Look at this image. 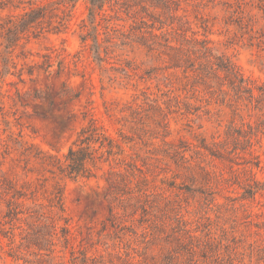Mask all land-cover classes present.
Masks as SVG:
<instances>
[{
	"label": "rangeland",
	"instance_id": "1",
	"mask_svg": "<svg viewBox=\"0 0 264 264\" xmlns=\"http://www.w3.org/2000/svg\"><path fill=\"white\" fill-rule=\"evenodd\" d=\"M22 1L0 16L35 6ZM30 1H54L53 24L9 49L17 66L0 75V176L36 191L24 207L39 217L14 241L0 235V264H264V101L236 105L216 64L222 56L262 91L264 0H106L93 14L88 0ZM192 30L209 50L186 62ZM92 118L142 168L131 184L147 186L146 212L143 201L114 200L131 193L110 163L70 178L39 158L64 159Z\"/></svg>",
	"mask_w": 264,
	"mask_h": 264
},
{
	"label": "trees",
	"instance_id": "2",
	"mask_svg": "<svg viewBox=\"0 0 264 264\" xmlns=\"http://www.w3.org/2000/svg\"><path fill=\"white\" fill-rule=\"evenodd\" d=\"M66 0H57L55 2H65ZM90 3V10L93 14L95 9H102L106 0H88ZM137 1H148V0H137ZM22 0L15 2L14 0H0V9L13 5L18 7ZM30 6L28 10L25 9L17 15L6 17L0 16V48L3 47L5 54L0 50V75H4L10 71L11 64L17 66L9 57V49L19 44L21 38L28 33L30 30L36 34L41 33L46 25L50 26L53 24L54 17V1L50 4L53 5H40L32 1H28ZM37 4V5H36ZM115 5H129L127 1H116ZM145 9V5L142 6ZM109 19L112 17L111 14H106L104 18ZM36 30V32L34 31ZM193 35L189 36L187 33L183 35V47L181 50L185 57L186 62H190L192 56H198L201 51L207 52L209 47L206 45L207 39L199 38L196 36L197 32L192 30ZM154 39L157 34H153ZM154 41V40H152ZM98 42L93 44L94 57L99 59L98 53ZM154 43V42H151ZM202 45V47H201ZM218 61L216 64L218 68L222 69L226 73V77L230 80V84L236 89L235 103L240 105L241 100H247L246 106L252 104L256 109L260 107L264 101V87L262 91L256 93L253 88L248 85H243L244 79L240 76L238 71L235 70L234 66H229L222 56L217 57ZM23 74V67L19 68V75ZM188 76V75H186ZM204 82H208V77H201ZM195 81L197 78H194ZM249 101V103H248ZM152 106V104H149ZM139 107L145 108L144 104H139ZM262 123V124H261ZM261 126H264V120L260 122ZM251 128L253 125L250 124ZM174 150L169 153H173L174 159L177 164L182 165L188 158L185 156L182 150L173 148ZM124 148L119 139L111 136L107 133L104 128L96 122V119H90L89 123L85 125L80 131L78 137L73 141L65 154L64 159L57 157L53 154L40 156L44 160V163L48 165V170L51 173L62 175L70 178L91 177L95 175V169L99 167L100 162H108L111 168L108 173L115 177L118 184L123 182L125 187L130 190V196L128 198H122L121 195L116 193L114 196L115 201H119L120 205L125 208L126 202L131 200L143 201L142 208L146 212V204L149 200V194L147 192V186L138 188L135 190L133 179L137 178L140 173H143L142 168L139 167L136 160L132 156L123 155ZM122 166L123 169H116L117 166ZM140 172V173H139ZM143 180H147V176H141ZM35 190L32 188H18L10 179L0 176V235L3 234L10 239L15 238V228H21L25 231L23 223H27L28 217H39V214L35 210H27L24 207L25 199H35ZM253 194H255L253 190ZM126 199V200H125ZM112 217L117 218L113 212ZM124 217L127 214L124 213ZM197 236H190V241L187 243H193L194 238ZM12 241V242H13Z\"/></svg>",
	"mask_w": 264,
	"mask_h": 264
}]
</instances>
